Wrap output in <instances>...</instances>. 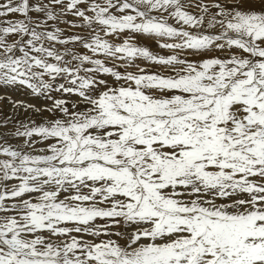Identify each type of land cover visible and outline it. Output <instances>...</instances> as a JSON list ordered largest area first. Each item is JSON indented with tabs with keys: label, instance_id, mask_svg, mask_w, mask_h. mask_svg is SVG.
I'll list each match as a JSON object with an SVG mask.
<instances>
[{
	"label": "snow or ice",
	"instance_id": "6c2138e0",
	"mask_svg": "<svg viewBox=\"0 0 264 264\" xmlns=\"http://www.w3.org/2000/svg\"><path fill=\"white\" fill-rule=\"evenodd\" d=\"M0 105V264H264V0H0Z\"/></svg>",
	"mask_w": 264,
	"mask_h": 264
},
{
	"label": "bare ground",
	"instance_id": "6f19581e",
	"mask_svg": "<svg viewBox=\"0 0 264 264\" xmlns=\"http://www.w3.org/2000/svg\"><path fill=\"white\" fill-rule=\"evenodd\" d=\"M138 43H140L143 46H147L151 51L159 54H167L166 50H162L156 45V42L154 40L148 39V38H139ZM19 98V97H17ZM35 102V101H32ZM0 108H3L4 111H8L9 108L4 107L3 105H0Z\"/></svg>",
	"mask_w": 264,
	"mask_h": 264
},
{
	"label": "rangeland",
	"instance_id": "374dc122",
	"mask_svg": "<svg viewBox=\"0 0 264 264\" xmlns=\"http://www.w3.org/2000/svg\"><path fill=\"white\" fill-rule=\"evenodd\" d=\"M140 44V43H139ZM141 45V44H140ZM157 45V44H156Z\"/></svg>",
	"mask_w": 264,
	"mask_h": 264
}]
</instances>
